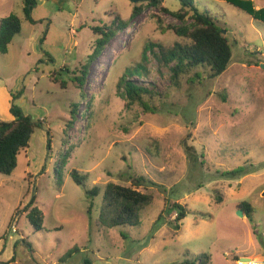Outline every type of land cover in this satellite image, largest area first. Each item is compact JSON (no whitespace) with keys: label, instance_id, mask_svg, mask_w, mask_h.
Returning <instances> with one entry per match:
<instances>
[{"label":"rangeland","instance_id":"rangeland-1","mask_svg":"<svg viewBox=\"0 0 264 264\" xmlns=\"http://www.w3.org/2000/svg\"><path fill=\"white\" fill-rule=\"evenodd\" d=\"M246 1L250 12L229 1L194 0L233 44L221 76L200 67L175 83L155 53L143 61L151 44L186 42L170 28L183 22L151 7L117 31L81 90L78 77L95 54L92 27L117 15L128 20L133 3L33 0L31 22L25 0H0V20L15 13L22 21L9 52L0 53V120H14L16 107L39 125L16 170L0 173V264H180L202 254L212 256L211 264H264V23L253 16L264 0ZM164 3L171 11L182 6ZM139 64L149 75H126ZM123 77L153 91L145 98L153 112L126 107ZM73 104L77 119L68 128ZM67 150L59 178L57 162ZM74 169L86 187L73 180ZM137 177L146 179L138 189L153 196L141 224L110 226L103 214L107 185L130 187ZM93 187L101 189L94 199L86 192ZM34 196L45 215L41 231L27 217ZM243 201L255 206L252 217L239 214ZM176 203L188 211L179 231Z\"/></svg>","mask_w":264,"mask_h":264},{"label":"trees","instance_id":"trees-1","mask_svg":"<svg viewBox=\"0 0 264 264\" xmlns=\"http://www.w3.org/2000/svg\"><path fill=\"white\" fill-rule=\"evenodd\" d=\"M32 1L25 0L24 12L27 18L31 22H34L30 17V12L32 11L30 5ZM180 1L182 6L176 11H171L167 8L164 0H149L139 5L133 4V10L128 20H123L120 15H117L115 16V20L103 26L92 27L94 34L97 36L95 54L89 56L88 65H83V76L78 77L79 89H84L91 64L105 51L117 31L128 29L134 20L151 7H161L163 11L181 20L183 25L171 26L170 28L182 40H186V42L184 44L178 42L170 48L151 44L144 51L143 61L146 62L148 60L149 51L155 53L159 65L171 70L172 79L175 80V83H177L182 74L191 72L195 68L209 67L212 71V78L219 77L225 73L233 59V44L230 42L227 32L226 34L224 33V28L221 26L220 21L213 14L209 11L201 10L195 5L194 0ZM221 1L245 5L247 11H252L251 1H246L248 3H243L241 2L242 0ZM253 16L264 23V8L253 12ZM21 31L22 21L17 14L11 13L0 20V53L7 54L9 52L13 39ZM155 47L159 48L158 53L155 52ZM147 70V67L139 64L133 69L129 68L126 75L134 76L136 73L149 75ZM197 76H199V73H197ZM62 86L65 88V85ZM119 88L121 89L120 96L127 102V108L138 104L147 113L153 112L154 109L145 99L146 96L154 94L152 90L139 86L135 81L126 77L121 79ZM78 108L79 105L73 104L71 109V125H68V128L76 122ZM88 108H91L90 103H88ZM11 113L15 117L14 120H0V173L4 175H11L16 170L21 152L27 151L30 147L31 138L39 127L38 123L33 122L30 117L23 115L20 109L12 107ZM87 118H90V113H87ZM48 146H51V141H49ZM71 152L72 150H67L64 153V158L57 162L56 174L59 178H62L64 165L68 162ZM237 172L236 169L231 173ZM72 178L78 185L86 187V177L78 170L74 169L72 171ZM145 182L146 179L144 177H137L132 179V186L130 187L116 183L107 185L103 194V214L107 217L110 226L133 227L141 224L142 211L153 202L152 195L138 189L144 186ZM86 192L94 199L101 194V189L93 187L87 189ZM36 199V196L32 198L26 211L30 224L36 231H41L44 229L45 215ZM92 208L91 206L88 210L89 214L92 213ZM173 208L177 210L175 222L176 229L179 231L181 222L186 218L188 211L186 207L178 203L174 204ZM238 209L251 217L255 212V206L247 201L241 202ZM161 218L162 215L159 216V220ZM75 251L76 249H73L71 252ZM211 260L212 256L210 254H202L193 260L185 259L180 264H211ZM86 264L90 263L86 261Z\"/></svg>","mask_w":264,"mask_h":264},{"label":"water","instance_id":"water-1","mask_svg":"<svg viewBox=\"0 0 264 264\" xmlns=\"http://www.w3.org/2000/svg\"><path fill=\"white\" fill-rule=\"evenodd\" d=\"M133 4H139V3H143V2H148L149 0H130ZM224 33L226 34V31H224ZM239 214L241 216H244V212L242 210H239ZM250 258H243L241 259V261H249Z\"/></svg>","mask_w":264,"mask_h":264},{"label":"crops","instance_id":"crops-1","mask_svg":"<svg viewBox=\"0 0 264 264\" xmlns=\"http://www.w3.org/2000/svg\"><path fill=\"white\" fill-rule=\"evenodd\" d=\"M261 263V262H260Z\"/></svg>","mask_w":264,"mask_h":264}]
</instances>
